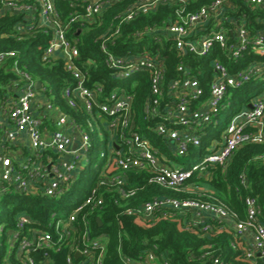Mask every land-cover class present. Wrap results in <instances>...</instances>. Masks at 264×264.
Returning <instances> with one entry per match:
<instances>
[{"label":"built area","instance_id":"1","mask_svg":"<svg viewBox=\"0 0 264 264\" xmlns=\"http://www.w3.org/2000/svg\"><path fill=\"white\" fill-rule=\"evenodd\" d=\"M119 1L83 0L82 14L74 13L63 19L55 0H0V16H20L15 27L20 35L34 28L49 30L51 38L43 49V60L61 59L75 80L74 85L64 86L56 97L53 88L42 83L37 88L38 80L19 68L17 51H0V65L14 58V71L19 75L9 88L11 95L0 104V201L11 192L58 200L66 197L84 164L90 161L96 126H106L112 144L109 163L99 169L87 195L81 196L67 215L58 216L53 209L43 220L18 213L11 223L8 214H2L0 232L8 235L10 260L18 264H55L54 254L63 250L67 251L65 264H105L107 240L104 235L93 234L88 219L89 213L104 204L101 186H114L122 198L131 197L136 188L127 186L126 172L139 169L151 173V183L178 192L200 191L186 184L194 173L203 175L210 167L226 166L242 145L264 142L262 92L252 98L251 107L230 118L224 134L211 140L200 163L190 168L172 163L174 157L187 156L201 145L207 127L218 123V116L226 108L230 88L242 87L264 75V59L255 56L245 67L231 71L222 59L214 57V75L209 82V94L204 97L206 91L200 79L183 62L177 67L180 76L167 81L165 60L160 53L146 49L120 55L110 49L120 36L121 23L148 14L161 5H175L174 16L165 22L162 30L182 55L205 56L218 48L231 61L246 58L248 54L264 56V0H244L254 13L253 19L245 11L237 13V5L232 0H212L196 9L189 6L194 0H138L117 14L101 35L104 63L114 79L128 80L136 78L137 73H147L149 96L144 102V117L159 120L151 130L162 137L166 149L155 146L140 133L133 109L134 93L117 86L106 95L104 85L87 84L88 74L78 62L79 47L68 36L73 22H94L106 6ZM74 2L71 4L75 7ZM152 31L156 29L148 28L144 32ZM57 99L75 114L66 112ZM117 169L123 172L110 175ZM242 182L247 184L245 176ZM244 203V218L221 202L170 196H155L126 208V212L148 221L169 209L189 213L191 219L187 224L200 225L204 233L213 230L211 220H217L234 233L233 248L239 245L247 259L254 262L261 259L264 263L262 209L254 196H247ZM206 255L209 252L203 257ZM120 257L123 264H169L164 252L157 253V246L147 249L139 258ZM210 264L227 263L214 256Z\"/></svg>","mask_w":264,"mask_h":264},{"label":"trees","instance_id":"2","mask_svg":"<svg viewBox=\"0 0 264 264\" xmlns=\"http://www.w3.org/2000/svg\"><path fill=\"white\" fill-rule=\"evenodd\" d=\"M71 1L74 2V0ZM71 1L55 0L56 7L63 19L70 18L71 14L74 13H83V0L75 1V7L71 4ZM137 1L121 0L110 4L105 7L101 15L96 16L94 22L82 20L73 22L68 31V36L76 41L79 47L80 57L78 62L88 74L87 84L89 86L104 85L106 95L117 86L125 87L128 91L134 93L133 109L140 126V133L144 137L150 138L155 146L166 149V144L162 137L155 130H151V127H155L159 120L154 118L146 119L144 117V102L149 96L147 73L140 72L137 73L136 78L117 81L106 67L104 55L100 48V37L110 26L114 17ZM211 1L194 0L189 3V6L191 9H196ZM232 1L237 5V13L245 11L250 15V19H253L254 13L244 4V0ZM175 8V5H161L148 14H141L129 22L121 23L120 36L116 39L114 45H110V49L120 55H125L128 52L138 53L146 49L153 53H160L165 60L167 81L180 76L177 67L183 62L200 79L206 91L204 97L209 94V82L214 75L212 67L214 57L222 59L230 67L231 71L245 67L255 56L260 60L264 59V56L248 54V57L245 55L246 58L243 57L237 61H231L218 48H214L205 56L191 53L182 55L173 46V42L165 38L162 30L165 22L174 16ZM20 20V16L17 15L6 14L0 16V51H17L19 68L43 85L47 83L48 87L53 88L57 97V94H60L64 86L74 85V77L65 68L61 59L43 60V49L51 38L49 30L46 28H34L28 34L20 35L15 30ZM148 28H154L156 31L144 32ZM137 32L144 33L137 35ZM14 68V58H9L0 65V104L11 95L9 88L19 78ZM262 81H264V75L261 78L245 83L242 87L228 90L227 98L225 99V109L232 108L234 110L230 118L247 107L252 98L258 95L257 93H262ZM250 93H254V95L249 96ZM58 102L66 112L75 114V111L69 109L63 101L58 100ZM79 117L84 121L83 116ZM214 126L209 125L207 127L201 145L194 148L189 155L197 156L205 153L211 140L221 135V132L213 131ZM94 146L95 141L93 142ZM122 172L121 169H117L110 175L113 173L121 174ZM126 174L127 186L136 188L135 195L122 198L119 196L116 187L103 185L100 187V192L104 197V204L88 215L93 234L104 235L107 240L105 264H123L121 255L139 258L142 253L154 246H157V253L164 252L166 254L169 264H210L214 256H219L227 264H264L261 259L255 262L247 259L242 254L239 245L237 248H233L231 242L234 239V233L232 230L223 227L217 220L212 219L213 230L209 233H204L200 225L193 227L187 224L191 219V214L189 213L181 214L169 209L165 214L157 213L156 218L148 221L129 215L126 212V208L138 206L155 196H170L178 199H201L213 203L221 202L237 212L240 218H244V200L247 196H254L261 206L262 216L264 217V142L242 145L235 151L226 166L217 165L210 167L208 173H203V175L197 172L194 173L186 184L193 186V188H199L200 191L178 192L157 183H151L149 182L151 173L145 170L131 169ZM243 176L247 179L246 185L242 182ZM92 181L93 183L91 182L90 186L95 183V179H92ZM73 190L74 188H72L71 192ZM17 199H19V203L16 207L8 209L6 212L11 223L15 220L14 217L18 213H28L33 218L44 220L49 211L57 207L55 201L58 200L44 196H29L28 194L11 192L1 199L0 205L7 207ZM117 199L118 203L115 202ZM98 217L102 219V225L98 223ZM66 252L63 250L54 254L55 264H65ZM206 252H209L210 255L203 257ZM9 264H18V261L12 259L9 260Z\"/></svg>","mask_w":264,"mask_h":264},{"label":"rangeland","instance_id":"3","mask_svg":"<svg viewBox=\"0 0 264 264\" xmlns=\"http://www.w3.org/2000/svg\"><path fill=\"white\" fill-rule=\"evenodd\" d=\"M262 90L264 92V81H262ZM45 85L48 86L47 83ZM52 88V87H51ZM260 92V93H261ZM259 94V93H257ZM254 95V93H250L249 96ZM232 111V108L225 109L221 112L218 116L219 123L215 124L213 131L214 132H221V135L224 134L225 125L229 120ZM110 132L106 129V126L103 124L99 127L96 126V133H95V146L93 147L90 153V161L89 163L84 164L83 171L78 176V181L75 184L74 190L66 196L64 199L56 200L55 211H57L58 216H65L70 208L76 203L81 196L87 195L90 190V185L93 183L92 179H95L99 169L101 167L107 166L111 157V138ZM205 153H201L199 155H187V156H176L174 157L173 164L176 166H184L187 168L194 167L198 163H200L204 157ZM87 167V169H86ZM91 178V180H90ZM92 182V183H91ZM19 203V199L14 200L11 202L7 207H3L0 205V217L3 213H6L8 209H13ZM51 212V211H49ZM62 220V219H59ZM8 235H3L0 232V264H8L10 258L12 257V251L9 246V238Z\"/></svg>","mask_w":264,"mask_h":264},{"label":"water","instance_id":"4","mask_svg":"<svg viewBox=\"0 0 264 264\" xmlns=\"http://www.w3.org/2000/svg\"><path fill=\"white\" fill-rule=\"evenodd\" d=\"M40 87H41V82L38 81V82H37V88H40ZM248 107H251V104H250V103L248 104ZM76 145H77V144H74L73 147L76 148ZM97 221H98V223H99L100 225H102L103 222H102V219H101L100 217L97 218Z\"/></svg>","mask_w":264,"mask_h":264},{"label":"crops","instance_id":"5","mask_svg":"<svg viewBox=\"0 0 264 264\" xmlns=\"http://www.w3.org/2000/svg\"><path fill=\"white\" fill-rule=\"evenodd\" d=\"M205 133H206V130H205Z\"/></svg>","mask_w":264,"mask_h":264}]
</instances>
